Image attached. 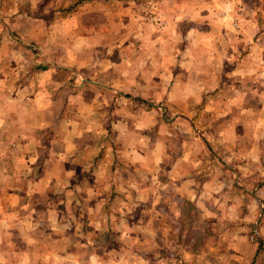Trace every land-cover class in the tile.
<instances>
[{
  "label": "rangeland",
  "instance_id": "374dc122",
  "mask_svg": "<svg viewBox=\"0 0 264 264\" xmlns=\"http://www.w3.org/2000/svg\"><path fill=\"white\" fill-rule=\"evenodd\" d=\"M213 2L211 0V5L203 10L218 8ZM158 3V0H142L138 11H101L98 17L92 14L89 19L86 14L55 11L54 15L44 18H41L44 12L39 17L30 16V22L10 23L8 16L0 15L1 20H6V24L0 22V88L8 91L6 108L13 119L22 120L27 109H47L54 103L53 119L65 123L53 127L58 134L69 131L70 127L72 135L77 137L88 133L104 139L103 149L100 150L98 144L93 152L103 154L96 181L92 183L98 189L94 197L103 195L104 185L118 186V191L131 187L134 173L129 163L120 157L130 153L127 145L131 141L145 136L153 138L155 133L169 137L165 132H170L176 147L172 149L174 154L180 151L178 137L181 134L189 135L185 137L188 141L201 134L206 137L205 118L194 117L190 134L181 132L186 125L181 116H185L186 102L181 94L184 89L197 85V70L193 66H198L202 58L197 55L200 49L196 42L204 34L196 28L188 31L191 24H195L189 17L181 18L177 12L163 11ZM208 14L205 11L204 17ZM188 20L190 22L186 23ZM232 24L234 27L233 21ZM191 42L195 43L192 48ZM154 70L160 72L157 79ZM166 73H173V77L168 78ZM149 83L156 86H151V94H145ZM224 83L227 86L229 82ZM124 88H129L125 96ZM214 98L217 100L215 95L209 94L202 100L194 89L189 106L194 110L192 115L199 105L205 104V99L215 103ZM148 103L156 106L149 107ZM149 111L153 119L147 116ZM42 116L47 126L50 114L47 110L43 115L39 112L38 118ZM155 118L159 120L156 124ZM149 120L153 122L145 128ZM173 120H177L176 126L172 125ZM105 141L119 154L118 165L114 167L117 172L108 163L111 170H106L108 159L104 156L109 153V146ZM198 148L194 150L198 156L189 154L197 158L195 161L185 154L179 155L186 157L189 168L200 175L199 184L208 185L209 194L205 199L208 207L201 210L187 201L181 211L174 215L168 213L173 215L170 220L166 216V202L161 197L163 186L162 190L157 188L164 179L161 176L164 168L161 166L160 172L158 168H151L149 176L143 170L140 173L144 175L138 172L136 177L140 183L154 184L157 189L156 194L150 189L148 195L163 201L153 207L162 222L146 225L141 221L133 227L112 224L115 229H122L119 232L122 237L135 236L133 241H128L134 244L130 249H126V245L118 247V251L124 249V253L112 257L113 264H264V158L236 150L235 158L229 160L228 147H217L215 153L221 151L222 155L219 169L210 151ZM223 163L231 164L230 172L223 174ZM154 171H157L155 176ZM219 174L221 176L217 177ZM100 178L101 186H97ZM218 178L222 190L212 206L209 200ZM131 209L132 213L123 209L125 217L128 214L134 219H140L139 215L144 216L142 220L150 217L143 213L145 208L141 205ZM110 227L108 224V229ZM105 262L112 264L109 260Z\"/></svg>",
  "mask_w": 264,
  "mask_h": 264
},
{
  "label": "crops",
  "instance_id": "0c3cea01",
  "mask_svg": "<svg viewBox=\"0 0 264 264\" xmlns=\"http://www.w3.org/2000/svg\"><path fill=\"white\" fill-rule=\"evenodd\" d=\"M77 1L0 0V15L8 16L10 23L18 20L30 22V16L39 17L44 12L41 16L44 18L54 15L55 11H68L69 15L86 14L89 19L92 14L98 17L101 11H138L142 0ZM212 1L218 8L203 10L211 5V0H158V7L163 11L177 12V16L189 17L195 23L188 31L196 28L204 34L196 42L200 49L197 55L202 58L198 66H193L197 70L194 76L197 85L184 89L181 94L186 102L185 116L181 114L186 125L181 132L190 134L194 117L198 120L205 118L203 131L206 137L201 134L188 141L189 135L181 134L178 137L180 151L176 150L174 154L172 149L176 147L170 132H165L169 137L156 136L155 133L153 138L145 136L131 141L127 145L130 153L120 156L134 173L131 187L125 191H118L115 185H104L103 195L94 197L98 189L92 183L96 181L103 154L93 152L98 144L100 150L103 149L104 139L88 133L77 137L72 135L74 132L70 127L69 131L58 134L53 127L65 123L53 119L54 103H50L47 109H27L24 119H13L5 106L8 91L0 88V264H107L105 261L108 260L113 264L112 257L124 253V249L119 252L118 247L126 245V249H130L134 244L130 245L128 241H133L135 236L122 237L119 233L122 229H115L112 224L133 227L141 221L146 225L155 222L161 225L162 222L153 207L163 201L148 195L150 189H154L155 194L157 189L154 184L140 183L136 177L138 172L143 170L149 176L151 168H158L159 172L161 166L165 169L161 175L164 176L162 184L157 188L162 190L163 186L161 197L166 202V216L173 220L172 216L181 211L187 201L201 210L208 207L205 201L206 194H209L208 185L199 184L200 175L194 168H189L186 158L197 160L191 156L199 155L194 152L199 150L198 147L210 151L213 163L219 169L222 155L221 151L215 153L217 147H228L229 160L235 158L236 150L264 158V0ZM205 11H208V17H204ZM2 21L6 24V20L0 19ZM193 44L191 42V48L195 46ZM9 59L6 57V61ZM154 72L157 79L160 72ZM172 74L164 75L169 78L173 77ZM224 81L229 82L227 86ZM149 84L145 94H151V86H156L155 83ZM194 89L202 100L209 94L215 95L217 100L214 98L213 103L205 99V104L199 105L196 114L192 115L194 110L189 106ZM123 91L125 96L129 88ZM46 110L51 118L47 126L43 116L38 118V113L43 115ZM146 114L154 118L150 111ZM158 121L155 118L154 123ZM176 121H172L173 126ZM152 122L149 120L145 128H149ZM105 144L109 146H106L109 153L104 156L108 159L106 170H111L118 165L119 154L114 152L110 142L105 141ZM223 167V174L231 171V164L223 163ZM113 170L117 172L115 168ZM100 176L103 177L101 173ZM97 186H101V178L97 180ZM221 190L218 178L209 200L212 206L219 199ZM138 205L145 208L143 213L150 215L147 220H142L143 215H139L140 219H134L128 213L127 217L124 216V208L132 213L131 208Z\"/></svg>",
  "mask_w": 264,
  "mask_h": 264
},
{
  "label": "trees",
  "instance_id": "16d2710c",
  "mask_svg": "<svg viewBox=\"0 0 264 264\" xmlns=\"http://www.w3.org/2000/svg\"><path fill=\"white\" fill-rule=\"evenodd\" d=\"M127 96V95H126ZM149 105V107H151L152 105L151 104H148Z\"/></svg>",
  "mask_w": 264,
  "mask_h": 264
}]
</instances>
